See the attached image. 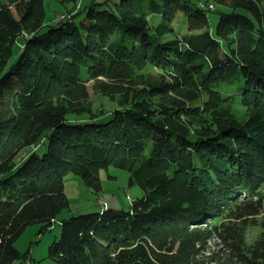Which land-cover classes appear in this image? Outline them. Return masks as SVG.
I'll return each mask as SVG.
<instances>
[{"label": "trees", "instance_id": "trees-1", "mask_svg": "<svg viewBox=\"0 0 264 264\" xmlns=\"http://www.w3.org/2000/svg\"><path fill=\"white\" fill-rule=\"evenodd\" d=\"M44 2L0 0V264L70 208L67 175L99 192L111 167L145 195L61 221L55 264H264V230L247 242L264 226V0H88L57 25Z\"/></svg>", "mask_w": 264, "mask_h": 264}, {"label": "rangeland", "instance_id": "rangeland-1", "mask_svg": "<svg viewBox=\"0 0 264 264\" xmlns=\"http://www.w3.org/2000/svg\"><path fill=\"white\" fill-rule=\"evenodd\" d=\"M9 2V0H4ZM45 0L46 22L52 25H57L58 18L67 16L75 9H80L88 0ZM103 1V0H99ZM78 4V5H77ZM83 16V15H82ZM81 18L78 17V19ZM59 22V21H58ZM159 21H157L158 23ZM48 27H44L46 31ZM24 38H19L14 46V55L10 64L15 63L18 59L19 53L22 51ZM91 100L94 103V110L99 111L104 109L106 115L104 120L111 118V113L117 107V103L112 101L109 97L98 94L92 84H89ZM48 145L46 138L36 152L43 155ZM34 148L24 150L17 158V164L21 165L25 161V156L28 155ZM102 181V190L96 192L94 189L88 187L83 181L82 177L75 174H69L65 177V192L70 202V208H66L57 218V223L50 231L40 233L41 225H30L23 235L17 240L16 246L22 252L26 253L30 250L29 260L30 264H55L49 257V247L61 235V221L69 219L71 216L81 214H89L101 212L105 208L111 207L117 210L131 209L134 199L142 198L145 193L139 186H132L130 184V173L127 170L111 167L108 170H102L100 173ZM257 222L253 224L247 233L248 244H253L255 239L264 230L263 216H259ZM211 249L218 251L219 246L215 241L212 242ZM23 263V262H22ZM17 262L16 264H22Z\"/></svg>", "mask_w": 264, "mask_h": 264}, {"label": "built area", "instance_id": "built-area-1", "mask_svg": "<svg viewBox=\"0 0 264 264\" xmlns=\"http://www.w3.org/2000/svg\"><path fill=\"white\" fill-rule=\"evenodd\" d=\"M25 264H30V262H29V261H27Z\"/></svg>", "mask_w": 264, "mask_h": 264}]
</instances>
